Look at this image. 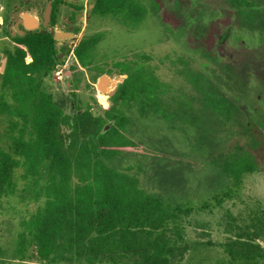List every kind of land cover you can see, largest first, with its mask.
<instances>
[{"label":"trees","instance_id":"trees-1","mask_svg":"<svg viewBox=\"0 0 264 264\" xmlns=\"http://www.w3.org/2000/svg\"><path fill=\"white\" fill-rule=\"evenodd\" d=\"M164 2L94 0L92 15L107 17L131 30L150 8L164 9ZM222 2L228 5L226 15L211 19L198 37L201 55L214 62L220 73H215V79L198 73L190 77L197 84L203 78L205 100L215 111L211 135L225 125L232 130L241 127L249 134L252 130L246 127L244 115L239 116L237 99L224 90L225 85L231 87V82L241 88L247 79L234 63L220 60L214 50L223 40L222 32L223 41L227 39L229 28L239 30L241 37L256 33L264 40V0ZM101 39V32L86 35L73 49L79 65L94 70L93 82L99 75L110 73L94 62L95 47ZM7 55L6 70L0 74V113L6 115L8 123L4 145L0 146V199L40 202L21 221L20 246L24 241L34 243L39 264H58L65 259V252L72 250L88 264L106 259L108 264H175L176 253L186 247L177 245L169 235V224L183 209L146 192L129 168L111 165L124 151L138 145L127 137L131 119L125 110L136 106L145 116L160 108L164 85L149 62V54L134 52L129 60L113 63L118 74L126 77L102 115H94L89 108L65 113L53 100L45 81L55 64L50 38H33L28 51ZM71 70L74 88L82 72L74 67ZM70 93L74 96L73 91ZM62 126L67 132L62 133ZM204 141L213 143L208 134ZM251 141L248 146L237 145L240 150L233 154H215L213 159L212 166L234 186L244 174L261 165L255 137ZM18 168L22 172L16 176ZM18 177L23 181L21 188ZM227 247L232 258L244 264H261L264 260V247L258 244L238 238ZM127 256L130 259L124 260ZM0 264H15L5 258L1 245Z\"/></svg>","mask_w":264,"mask_h":264},{"label":"rangeland","instance_id":"rangeland-1","mask_svg":"<svg viewBox=\"0 0 264 264\" xmlns=\"http://www.w3.org/2000/svg\"><path fill=\"white\" fill-rule=\"evenodd\" d=\"M227 9L222 0H165L164 9L150 8L143 21L131 30L107 17H91L81 23L77 36L68 42L66 57L60 61L61 72L55 75L58 68L55 67L45 79L53 100L65 113L89 108L94 115H102L107 105L96 88L97 79L92 80L94 70L81 67L70 50L82 37L101 32L94 62L109 69L108 75L113 78L124 75L118 74L114 62L129 60L134 52L149 54V62L164 85L160 108L145 116L136 106L125 110L131 119L127 137L138 145L124 151L111 165L129 168L128 172L137 176L139 186L146 192L183 209L178 219L169 224V235L177 245L186 247L176 253L175 264H244L227 252V244L238 238L264 247V40L256 33L241 37L239 30L229 28L227 39L223 41L222 32L223 40L214 50L220 60L234 63L247 79L241 88L231 82V87L225 85L224 90L237 99L239 116L244 115L251 133L225 125L211 135V116L215 111L205 100L203 78L197 84L190 77L198 73L215 79V73L220 71L214 62L201 55L198 37L211 19L224 17ZM70 65L82 72L73 88L74 97L64 85L65 80L71 85L72 73L64 75V68L69 71ZM6 118L0 113V146L5 141ZM61 131L67 132V127L62 126ZM206 134L213 143L204 141ZM252 137L261 152V165L258 170L244 174L234 186L212 166L213 159L215 154L225 157L239 151L237 145L248 146ZM21 172L22 168H18L16 176ZM22 182L18 180L19 188ZM39 203L16 197L0 199V245L5 258L15 264H39L35 244L24 241L20 246L18 238L21 221ZM260 263L264 264V260ZM58 264L88 263L72 250L65 252V259Z\"/></svg>","mask_w":264,"mask_h":264},{"label":"flooded vegetation","instance_id":"flooded-vegetation-1","mask_svg":"<svg viewBox=\"0 0 264 264\" xmlns=\"http://www.w3.org/2000/svg\"><path fill=\"white\" fill-rule=\"evenodd\" d=\"M93 8L94 0H0V74L6 70L7 54L16 53L21 49L28 51L33 38L51 39L54 68L60 66V61L66 57L69 49L68 42L77 36L81 23L97 16L92 15ZM56 32L70 33L71 37L55 38ZM73 49L70 53L74 56ZM74 58L77 61L75 56ZM64 69L65 76L72 73V70ZM69 81L71 85H68L66 80L64 85L70 93L73 91L72 76ZM115 92L103 95L106 107L112 103L111 98ZM72 107L74 108V105Z\"/></svg>","mask_w":264,"mask_h":264},{"label":"water","instance_id":"water-1","mask_svg":"<svg viewBox=\"0 0 264 264\" xmlns=\"http://www.w3.org/2000/svg\"><path fill=\"white\" fill-rule=\"evenodd\" d=\"M59 36H67L71 37L70 33H62L59 34L58 32L55 33L54 37L57 38ZM126 77L124 74L123 76H120L118 78H113L109 76L108 74H101L96 81V88L98 91L103 95H110L113 94L118 87V84L123 81V79Z\"/></svg>","mask_w":264,"mask_h":264},{"label":"built area","instance_id":"built-area-1","mask_svg":"<svg viewBox=\"0 0 264 264\" xmlns=\"http://www.w3.org/2000/svg\"><path fill=\"white\" fill-rule=\"evenodd\" d=\"M58 67V68H57ZM56 68H57V70L54 72L55 73V75L57 74H59L60 72H61V67L60 66H57ZM59 78V77H58Z\"/></svg>","mask_w":264,"mask_h":264}]
</instances>
